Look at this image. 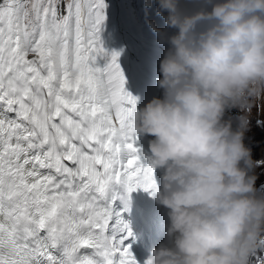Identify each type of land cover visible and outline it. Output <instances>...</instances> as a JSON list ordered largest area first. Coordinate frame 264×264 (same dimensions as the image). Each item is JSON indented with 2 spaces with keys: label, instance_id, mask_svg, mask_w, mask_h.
<instances>
[{
  "label": "snow or ice",
  "instance_id": "1",
  "mask_svg": "<svg viewBox=\"0 0 264 264\" xmlns=\"http://www.w3.org/2000/svg\"><path fill=\"white\" fill-rule=\"evenodd\" d=\"M105 8L0 0V264H136L113 203L156 183L119 53L100 40Z\"/></svg>",
  "mask_w": 264,
  "mask_h": 264
},
{
  "label": "clouds",
  "instance_id": "2",
  "mask_svg": "<svg viewBox=\"0 0 264 264\" xmlns=\"http://www.w3.org/2000/svg\"><path fill=\"white\" fill-rule=\"evenodd\" d=\"M152 2L145 22L168 45L162 96L134 111L130 129L153 137L162 175L150 195L168 222L143 264H249L264 252V159L244 142L252 109L264 111V0H155L164 28L147 19Z\"/></svg>",
  "mask_w": 264,
  "mask_h": 264
},
{
  "label": "rangeland",
  "instance_id": "3",
  "mask_svg": "<svg viewBox=\"0 0 264 264\" xmlns=\"http://www.w3.org/2000/svg\"><path fill=\"white\" fill-rule=\"evenodd\" d=\"M229 114L236 115L237 110L233 109ZM258 120L260 123L257 122ZM244 142L251 147L253 160L264 159V111L258 113L255 107L252 109L250 130L246 132ZM255 174L258 177L256 187H261L264 185V165L257 167Z\"/></svg>",
  "mask_w": 264,
  "mask_h": 264
}]
</instances>
